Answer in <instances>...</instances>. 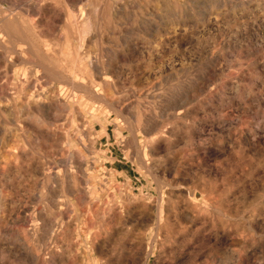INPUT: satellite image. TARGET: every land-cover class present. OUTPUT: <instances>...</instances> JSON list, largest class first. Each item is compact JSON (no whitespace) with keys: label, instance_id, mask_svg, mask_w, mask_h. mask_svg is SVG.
I'll use <instances>...</instances> for the list:
<instances>
[{"label":"rangeland","instance_id":"rangeland-1","mask_svg":"<svg viewBox=\"0 0 264 264\" xmlns=\"http://www.w3.org/2000/svg\"><path fill=\"white\" fill-rule=\"evenodd\" d=\"M0 264H264V0H0Z\"/></svg>","mask_w":264,"mask_h":264},{"label":"bare ground","instance_id":"bare-ground-1","mask_svg":"<svg viewBox=\"0 0 264 264\" xmlns=\"http://www.w3.org/2000/svg\"><path fill=\"white\" fill-rule=\"evenodd\" d=\"M119 4V3H118ZM159 6V5H158ZM72 10V9H71ZM86 17V16H85ZM158 19V18H157ZM213 21V20H212ZM3 29V28H2ZM145 33V32H144ZM78 35V34H77ZM79 36V35H78ZM162 36V35H161ZM160 36V37H161ZM159 39V38H158ZM175 49V48H174ZM159 50V49H158ZM16 51V50H15ZM174 56V55H173ZM94 68V67H93ZM94 71V70H93ZM47 72V71H46ZM67 72V71H66ZM55 76V75H54ZM57 77V76H56ZM58 78V77H57ZM95 78V77H94ZM60 79V78H59ZM68 79V78H67ZM59 81V80H58ZM61 81V80H60ZM109 82V81H108ZM44 83V82H43ZM64 83V82H63ZM67 83L68 84H72L71 82H69V80H67ZM74 84V83H73ZM66 86V85H65ZM75 86V85H74ZM76 87V86H75ZM103 87V86H102ZM78 88H80V87H78ZM98 88V87H97ZM82 89H84V88H82ZM81 89V90H82ZM51 90V89H50ZM78 90V89H77ZM78 92H80V91H78ZM91 94H93V93H91ZM94 95V94H93ZM98 95V94H97ZM95 96V95H94ZM97 97V96H96ZM93 98V97H92ZM95 99V98H94ZM38 109V108H37ZM47 110V109H46Z\"/></svg>","mask_w":264,"mask_h":264}]
</instances>
